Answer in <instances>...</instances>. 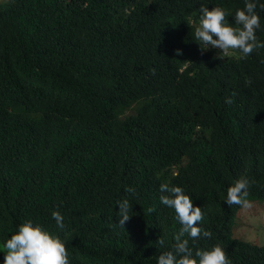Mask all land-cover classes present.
I'll list each match as a JSON object with an SVG mask.
<instances>
[{"label": "trees", "instance_id": "trees-1", "mask_svg": "<svg viewBox=\"0 0 264 264\" xmlns=\"http://www.w3.org/2000/svg\"><path fill=\"white\" fill-rule=\"evenodd\" d=\"M244 4L0 0V242L31 221L64 242L69 264H157L181 227L160 203L165 183L212 233L189 240L193 258L219 245L231 264H264V244L232 236L239 206L224 202L241 177L249 200L264 198V49L219 59L194 37L202 6L234 26Z\"/></svg>", "mask_w": 264, "mask_h": 264}, {"label": "clouds", "instance_id": "clouds-1", "mask_svg": "<svg viewBox=\"0 0 264 264\" xmlns=\"http://www.w3.org/2000/svg\"><path fill=\"white\" fill-rule=\"evenodd\" d=\"M257 2L255 0H245L244 8L237 9L234 15V26L226 22L228 13L222 7H207L199 9V26L195 28L194 37L198 41L201 52L209 47L219 49L218 58L229 57L233 52H237L238 59H246L254 51L264 49V42L257 39L256 31L260 29V16L257 14ZM259 8L264 10V3L259 4ZM215 37V39H214ZM177 55L180 51L177 50ZM250 84L251 80L246 81ZM237 95L233 92L232 96ZM225 103L231 104V97L226 98ZM250 182L246 177L237 179L232 186L227 189L224 202L231 207L237 205L242 209L252 207L249 197ZM129 193H135V189L128 187L125 189ZM162 195L159 197L160 203L174 209L176 219L181 227L174 235L175 243L172 250L161 253L157 258V264H231L225 250L219 246H214L211 250L195 251L189 247V240L195 241L201 238H211L212 233L198 226L203 220V213L200 207H194L188 195L184 194L181 187L169 186L162 183L159 186ZM119 206V225L124 228L125 223L130 219L131 204L127 199L117 201ZM149 213L155 211L148 209ZM58 228L63 229V216L59 211L51 213ZM187 237V238H185ZM161 246L165 241L159 238L156 241ZM5 252L4 264H69L68 252L64 242L58 237L50 235L41 226H34L31 221L20 225L18 231L11 235L3 244Z\"/></svg>", "mask_w": 264, "mask_h": 264}, {"label": "rangeland", "instance_id": "rangeland-1", "mask_svg": "<svg viewBox=\"0 0 264 264\" xmlns=\"http://www.w3.org/2000/svg\"><path fill=\"white\" fill-rule=\"evenodd\" d=\"M219 50V49H217ZM249 209H236L230 223L231 234L257 244H264V198L250 200ZM0 242V253H5Z\"/></svg>", "mask_w": 264, "mask_h": 264}]
</instances>
